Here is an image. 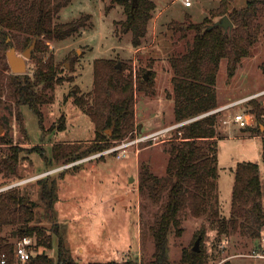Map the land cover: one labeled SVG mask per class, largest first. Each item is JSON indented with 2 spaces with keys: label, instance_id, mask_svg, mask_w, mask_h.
<instances>
[{
  "label": "rangeland",
  "instance_id": "rangeland-1",
  "mask_svg": "<svg viewBox=\"0 0 264 264\" xmlns=\"http://www.w3.org/2000/svg\"><path fill=\"white\" fill-rule=\"evenodd\" d=\"M52 1L60 2L54 22H74L77 30L61 40L39 37L40 44L37 47L36 40L31 57L26 60L25 74L32 78L45 63H53L58 68V76L64 80L46 91L48 102L40 106L42 126L39 116L28 106L0 97V188L18 183L15 191L36 205L30 224L35 223L47 234L51 233L54 223L60 224L66 247L77 264L127 259L148 264L155 249L150 227L160 207L147 192H140V172L146 168L153 175L164 176L169 149L177 140L172 139L176 134L171 130L164 139L148 145L134 142L135 133L139 135L175 125L173 64L175 58L190 50L194 40V31L189 30L183 36L178 24L200 23L210 16L211 9L219 7L220 0H191L190 7L183 6L180 0H149L154 8L148 13L146 28L137 46L133 42V32L124 28L128 11L118 0ZM131 2L129 0V4ZM244 3L245 0H232L229 10L242 7ZM210 18L215 22L221 16L216 13ZM257 22V37L233 72L228 70L227 58L219 60L215 83L209 87L217 106L252 95H257L254 99L264 106V15L258 16ZM6 33L11 34L7 30ZM15 33L16 41L9 38V45L0 42V69L5 66L9 72L6 51L14 47L21 55L36 39L25 45L26 34ZM95 61L100 62L98 92H95ZM114 69L121 71L116 77L112 74ZM147 71H150L148 80H144L142 76ZM108 77L118 79L121 87L125 85L122 79L130 82L127 91L133 98V127L116 139L111 138L115 126H107L104 122L108 114L102 99L107 100L106 104L116 99L115 93L105 94L103 85ZM89 108L98 111L99 133L104 136L101 141H96L95 123L88 115ZM239 109L242 106L232 111H241ZM217 131L219 198L213 208L218 207L219 215L208 219L195 217L188 210L181 212V233L173 231L168 236L170 264H185L183 253L192 250L199 233L202 237L198 246L204 264H264L263 258L250 256L263 248L264 227L260 236L253 238L246 228L238 226L231 229L228 225L221 231L219 220L230 217L233 171L237 163H257L264 175L263 124L260 132L250 133L236 124L224 126L217 117ZM120 141L130 144L124 158L117 159L115 153L91 158ZM104 143L109 146L90 152L93 146ZM12 154L16 155V160L8 159ZM48 170L54 172L42 174ZM65 173L69 176L64 178ZM70 181L78 183L81 195L67 207H62L60 201L61 208H57L60 184L69 185ZM52 182L56 198L50 205L42 198L41 190L43 185L49 187ZM12 228L15 227L4 228L1 236L5 241L11 239ZM53 239L51 249L37 246L35 242L32 255L44 253L55 259L56 238Z\"/></svg>",
  "mask_w": 264,
  "mask_h": 264
},
{
  "label": "trees",
  "instance_id": "trees-1",
  "mask_svg": "<svg viewBox=\"0 0 264 264\" xmlns=\"http://www.w3.org/2000/svg\"><path fill=\"white\" fill-rule=\"evenodd\" d=\"M118 1L124 4L128 11L124 28L133 32V42L137 46L146 28L148 13L154 6L149 0H137L136 7L131 9L129 0ZM231 1L220 0L219 7L214 11L210 10V16L217 13L221 18L223 16L229 18L232 27L227 30L214 25L216 21H212L210 16L204 17L197 24H178L183 31V36L189 30H193L194 40L190 50L175 58L173 64L175 68L173 83L176 90L175 124L217 107L214 94L209 87L215 83L219 60L227 58L228 70L232 73L257 37L259 27L257 18L264 15V0H245L244 6L229 10ZM59 8L60 2L52 0H0V42L9 45L7 38L16 41L15 32L26 34L25 45H29L31 40L36 38L37 47L41 36L48 40H61L70 36L77 30V25L74 22L56 24L54 13ZM6 30L11 34H7ZM99 63L95 61L94 64L95 92L100 89V84L97 82ZM120 73V70L114 69L112 74L116 77ZM63 80L58 76V68L53 63H45L44 67L34 73L32 78L25 73L9 72L4 66L0 69V97L14 99L17 104L28 106L39 116L40 126H42L40 106L48 102L46 91L53 89ZM121 83L125 85L121 87L118 79L108 77L103 85L106 95L116 94V99L107 104V100L102 99V104L108 114L104 122L107 126H115L114 134L111 136L115 139L122 137L123 132L133 127V98L132 94L127 91L130 82L122 79ZM205 84H208L207 87ZM249 102L248 110L255 116V125L242 128V130L258 133L261 123L264 127V106L255 99ZM98 105L97 103L96 106ZM97 113L95 109H88V115L95 123L96 141H101L100 138L104 136L99 133L101 124L98 123ZM174 133L176 136L172 139L177 142L171 144L169 149L170 156L165 175L158 177L146 168L140 172V192H147L152 201L159 203L160 207L150 227L155 249L153 259L148 264H170L168 236L173 231L177 234L181 233V212L188 210L195 217L205 216L208 219L219 215L218 207L213 208L219 198L217 116L211 115L191 121L175 129ZM261 144L264 158V137ZM108 146L107 143L101 146L95 145L90 152L95 153ZM54 149L53 154L55 155ZM15 156V154L9 155L8 159H15ZM233 172L230 217L219 219L223 227L221 231L226 230L228 225L231 229L238 226L242 229L246 228L251 237L258 238L264 227L259 166L253 162H239ZM15 190L16 188H12L0 193V254L6 253L7 264L18 263L13 254V239L22 236H34L37 246L49 249L53 247V237H55L57 251L55 259L39 253L31 255L24 264H77L71 256L70 249L66 247L64 232L60 224L54 223L50 234L35 223L30 224L35 217L36 205ZM55 190L53 182L49 187L42 186V198L47 199L50 205L56 198ZM7 226L15 227L10 231L9 241H5V237L1 236ZM199 236L202 237V234L199 233L196 239ZM183 254L185 264H204L200 251H184ZM88 264H138V262L134 259H127L122 262L110 260Z\"/></svg>",
  "mask_w": 264,
  "mask_h": 264
},
{
  "label": "built area",
  "instance_id": "built-area-1",
  "mask_svg": "<svg viewBox=\"0 0 264 264\" xmlns=\"http://www.w3.org/2000/svg\"><path fill=\"white\" fill-rule=\"evenodd\" d=\"M182 5L185 7H190L192 5L191 0H180ZM257 95L248 96L242 99H238L220 106L215 107L214 109H211L205 113H202L196 117H193L191 119H188L186 121L176 123L172 126H167L149 133L139 134L136 132L135 140L134 142H145L148 145L152 143H156L160 138L164 139L165 136L171 131L175 130L178 127L185 125L191 121L201 119L207 116L216 115L220 119V123L224 126L236 124L240 128H246V127H253L255 125V116L252 112L248 110V102L251 99L256 98ZM242 106V109H239L241 111L235 110L232 111V108ZM130 144L126 141H120L116 145L107 148L103 151H100L99 153L93 155L91 158L100 157L103 155H107L110 153H115V157L117 159H122L126 156L127 152V146ZM54 170H48L42 173L43 175H48L53 173ZM18 183L6 185L4 187L0 188V193L4 192L6 190L12 189L15 186H17ZM264 242V238L262 239ZM35 244V240L32 237L29 236H22V237H15L13 239V254L14 258L18 263H26L31 255H32V248ZM264 244V243H263ZM253 258H263L264 259V245L263 248L260 251H254L251 255ZM0 264H7V255L6 253L0 254Z\"/></svg>",
  "mask_w": 264,
  "mask_h": 264
},
{
  "label": "water",
  "instance_id": "water-1",
  "mask_svg": "<svg viewBox=\"0 0 264 264\" xmlns=\"http://www.w3.org/2000/svg\"><path fill=\"white\" fill-rule=\"evenodd\" d=\"M137 5V0H132L131 2V9H134ZM214 25H219L221 26L223 29L227 30L228 28L232 27V23L229 20V18L227 16H223L219 21H216L214 23ZM7 41H9V38H7ZM36 40H33V42L31 43V45L29 47H27L21 55H18L16 53V50L14 47H10L8 51H6V59L7 62L9 64L10 70L12 73L14 74H22L25 73L26 71V60L29 59L31 57V51L32 48L35 45ZM150 71H147V73H145L143 75V79L144 80H148V75H149ZM2 128L0 126V132H1ZM200 236L196 239L192 250L194 252H199V240H200Z\"/></svg>",
  "mask_w": 264,
  "mask_h": 264
},
{
  "label": "crops",
  "instance_id": "crops-1",
  "mask_svg": "<svg viewBox=\"0 0 264 264\" xmlns=\"http://www.w3.org/2000/svg\"><path fill=\"white\" fill-rule=\"evenodd\" d=\"M259 175H260V180H261L262 205H263V209H264V186H263L264 185V175L262 176L260 171H259ZM66 176H69V174L65 173L64 178ZM64 178L62 179V181L64 180ZM72 180H74V179H72ZM76 183H74V181L73 182L70 181L69 185H65L62 183L60 184L61 187H60L59 193H61V194H60L59 200L57 201V204H58V205H56L57 208H61L60 207L61 205H59L60 201H62V203H61L62 207H65V206L67 207V206H70L69 202L74 201V200L76 201L77 196L81 195V192L78 189L79 185H78V183L76 185ZM91 262H105V261H91ZM242 263H245V262H242Z\"/></svg>",
  "mask_w": 264,
  "mask_h": 264
}]
</instances>
